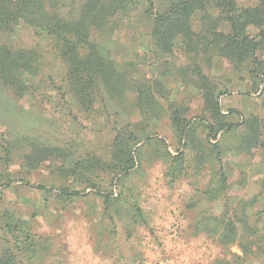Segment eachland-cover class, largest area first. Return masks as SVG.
<instances>
[{
    "label": "rangeland",
    "instance_id": "1",
    "mask_svg": "<svg viewBox=\"0 0 264 264\" xmlns=\"http://www.w3.org/2000/svg\"><path fill=\"white\" fill-rule=\"evenodd\" d=\"M44 1L72 21L91 0ZM144 10L128 1L67 42L26 17L0 32L30 60L0 73V223L26 222L23 264H264V78L181 38L164 51ZM227 222L239 241L223 243Z\"/></svg>",
    "mask_w": 264,
    "mask_h": 264
},
{
    "label": "trees",
    "instance_id": "2",
    "mask_svg": "<svg viewBox=\"0 0 264 264\" xmlns=\"http://www.w3.org/2000/svg\"><path fill=\"white\" fill-rule=\"evenodd\" d=\"M128 1L133 0H91L83 6L78 15H72L74 17L72 21H68L64 17H58L57 10L53 8L54 4L47 8L44 0H0V32H12L16 22L26 17L30 24L42 30H52L67 42V37L73 35L75 31H88L85 23L88 25L108 23L111 16L127 8ZM135 1L147 4V11L144 10V13L151 21L149 35L154 44L164 51L170 50L175 40L181 38L188 53L197 54L200 48V51L226 57L234 64L241 62L254 76L264 78V0H259L254 7L246 8L238 6L236 0H171L160 11L154 10V0ZM196 12L201 13L199 29L193 28L191 20ZM251 26L257 28L255 33L249 29ZM28 55V51L12 53L5 44L0 45V73L8 78L7 76L14 75V71L20 73L21 70H29ZM95 65L96 62L91 68ZM198 73L201 81L205 83L206 104H211L217 110L212 82L199 70ZM173 120L181 128L179 132L184 134L185 141H191L193 139L191 130L185 131V126L180 125L176 116ZM205 127L208 131L207 137L215 136L214 126ZM129 159L120 162L123 171ZM113 195L117 196L119 192L115 191ZM108 196V193L103 195L105 209L115 200ZM220 230L225 244L239 239L235 225L230 222ZM227 237L232 239L227 240ZM33 242L32 233L24 220L10 219L0 223V264H23L26 260V250L33 247ZM31 252L34 250L31 249Z\"/></svg>",
    "mask_w": 264,
    "mask_h": 264
},
{
    "label": "crops",
    "instance_id": "3",
    "mask_svg": "<svg viewBox=\"0 0 264 264\" xmlns=\"http://www.w3.org/2000/svg\"><path fill=\"white\" fill-rule=\"evenodd\" d=\"M133 225H137V226H139V224H135V223H134ZM108 233H109V232H108ZM132 238H135V237L133 236Z\"/></svg>",
    "mask_w": 264,
    "mask_h": 264
}]
</instances>
